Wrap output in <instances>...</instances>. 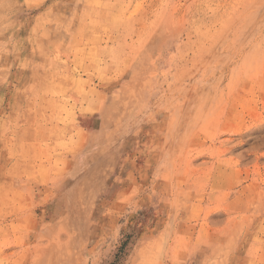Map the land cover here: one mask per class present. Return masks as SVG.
I'll return each instance as SVG.
<instances>
[{
	"label": "rangeland",
	"instance_id": "rangeland-1",
	"mask_svg": "<svg viewBox=\"0 0 264 264\" xmlns=\"http://www.w3.org/2000/svg\"><path fill=\"white\" fill-rule=\"evenodd\" d=\"M0 264H264V0H0Z\"/></svg>",
	"mask_w": 264,
	"mask_h": 264
}]
</instances>
